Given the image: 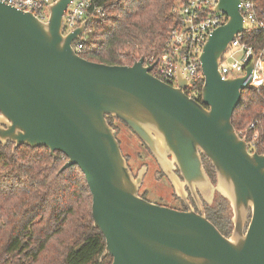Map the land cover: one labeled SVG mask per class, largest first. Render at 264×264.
I'll return each instance as SVG.
<instances>
[{"label": "water", "instance_id": "water-1", "mask_svg": "<svg viewBox=\"0 0 264 264\" xmlns=\"http://www.w3.org/2000/svg\"><path fill=\"white\" fill-rule=\"evenodd\" d=\"M240 1L219 0L213 9L227 22L211 32L200 55L201 100L187 94L192 85L179 66L171 85L151 74L156 62L144 57L129 66L81 56L73 42L86 21L63 33L71 0L51 4L46 22L0 1V141L60 152L67 157L61 171L81 169L92 195L93 226L106 242L100 259L264 264V154L251 151L233 123L256 59L245 75L223 78L219 70L230 42L245 31ZM109 117L130 128L172 178L176 164L195 198L197 187L210 185L205 156L232 202V235L191 206L178 210L141 197L143 177H133Z\"/></svg>", "mask_w": 264, "mask_h": 264}, {"label": "trees", "instance_id": "trees-1", "mask_svg": "<svg viewBox=\"0 0 264 264\" xmlns=\"http://www.w3.org/2000/svg\"><path fill=\"white\" fill-rule=\"evenodd\" d=\"M184 1L101 0L107 15L94 20L81 56L129 66L141 57L157 58L178 24L174 9ZM256 2L264 15V0ZM249 43L256 51L264 49V35H255ZM233 123L251 149L264 154V86L243 92ZM203 160L214 176L211 162L205 156ZM66 161L64 154L53 156L45 147L14 149L13 142L0 141V264H112L110 255L100 259L106 242L93 226L85 175L77 165L61 171ZM227 212L222 203L206 207L207 218L226 236L232 232ZM60 238V254L41 262Z\"/></svg>", "mask_w": 264, "mask_h": 264}, {"label": "built area", "instance_id": "built-area-1", "mask_svg": "<svg viewBox=\"0 0 264 264\" xmlns=\"http://www.w3.org/2000/svg\"><path fill=\"white\" fill-rule=\"evenodd\" d=\"M0 1L18 10L32 12L46 22L50 17L49 7L57 0ZM218 2L219 0H185L182 5L176 7L174 12L178 16V24L171 30L163 52L155 59L146 60L147 64L156 62L151 74L171 85H176L179 66L192 85L186 89L187 94L198 100L202 90L199 85L204 82L200 61L204 44L213 30L227 22V16L223 12L213 11ZM239 9L244 18L245 31L236 35L230 42L229 48L223 54L219 70L223 78L245 75L246 68L255 58L254 69L247 75L243 84L260 88L264 86V49L256 51L249 41L257 34L264 35V15L262 10L257 8L256 0H241ZM106 15L107 11L101 0H71L64 14L63 33L74 32L86 21L80 38L73 42L74 49L79 54L85 46V41L94 31V20ZM237 53H240L239 58H236ZM227 54L232 60L231 64L224 62ZM251 145L253 148L254 142H251ZM249 148L253 151L250 145Z\"/></svg>", "mask_w": 264, "mask_h": 264}, {"label": "rangeland", "instance_id": "rangeland-1", "mask_svg": "<svg viewBox=\"0 0 264 264\" xmlns=\"http://www.w3.org/2000/svg\"><path fill=\"white\" fill-rule=\"evenodd\" d=\"M239 56L240 53H237L236 58H239ZM224 62L225 64L232 63V60L228 58V54L225 56ZM108 120L110 125L115 130V135L119 140L122 153L133 174V177L135 179L140 175L143 177L142 184L139 189L140 195H144L153 201H159L160 203L166 205L175 207L181 206L183 209H188L189 206H191L199 213H206V207H216L217 204L222 203L225 208H227V214L229 213L233 231L234 211L232 202L220 186L217 173L214 168V176L209 174L206 170L210 179L209 187L207 186L203 190L197 187L195 198L188 186L184 184L180 170L176 164H173L171 168V171L174 173V178H172L159 164L148 147L130 128L114 117H109ZM204 167L205 169L207 168V164L205 162ZM182 194L185 199L182 198ZM248 218L250 220L251 211L249 212ZM231 235L232 232L228 235V237ZM60 241L61 238L53 242L51 245L52 247L44 254L41 262L60 254L62 251L58 250Z\"/></svg>", "mask_w": 264, "mask_h": 264}, {"label": "flooded vegetation", "instance_id": "flooded-vegetation-1", "mask_svg": "<svg viewBox=\"0 0 264 264\" xmlns=\"http://www.w3.org/2000/svg\"><path fill=\"white\" fill-rule=\"evenodd\" d=\"M140 196L143 197L144 199L150 201V202H154V203L159 204V205H163V206H167V207L175 208V209H178V210H187V208H186V209H185V208L183 209V208H181V206H177V207H175V206H171V205H166V204L160 203L159 201H153V200L147 198V197L144 196V195H140Z\"/></svg>", "mask_w": 264, "mask_h": 264}]
</instances>
